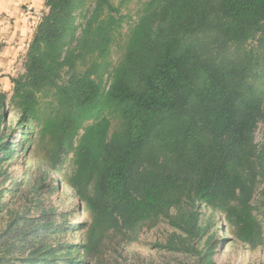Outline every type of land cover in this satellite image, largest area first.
Segmentation results:
<instances>
[{"label":"trees","instance_id":"trees-1","mask_svg":"<svg viewBox=\"0 0 264 264\" xmlns=\"http://www.w3.org/2000/svg\"><path fill=\"white\" fill-rule=\"evenodd\" d=\"M131 1L94 0L89 11L87 0H45L25 71L0 93V205L5 164L18 146H36L37 188L58 190L71 156L61 181L90 217L77 244L64 240L71 225L53 210L15 219L9 234L39 243L27 262L109 264L111 244L123 257L167 222L162 249L214 264V249L203 253L178 231L201 237L215 218L251 248L264 246L255 204L258 195L264 204V137L255 140L264 127V0H148L116 63Z\"/></svg>","mask_w":264,"mask_h":264},{"label":"rangeland","instance_id":"rangeland-1","mask_svg":"<svg viewBox=\"0 0 264 264\" xmlns=\"http://www.w3.org/2000/svg\"><path fill=\"white\" fill-rule=\"evenodd\" d=\"M5 1L7 6L8 1ZM5 1H0V25L2 22L7 24L16 21L13 14L11 15L3 10L2 7H4ZM41 1L20 4V7L29 16L40 17L39 19H41L47 11L44 0ZM119 1L113 0V3L118 5ZM147 1L132 0L123 7L121 12L125 17V21L120 34L117 35V43L113 47L112 57L114 62L117 63L121 58L128 33L136 23L143 4ZM1 2H3L2 5ZM93 8L94 0H87L85 9L92 11ZM34 11H37V14ZM83 21V19H79L80 23ZM33 30L31 28L25 34L20 35L21 39L18 42H9L8 40L6 42L5 39H0V51H11L13 55L18 53L13 59L11 57L7 58L8 56H0V92L9 89L7 82L11 77H17L25 71V55L32 40ZM18 37L19 34L15 36L16 41ZM15 120L16 118L11 116L13 126H15ZM263 137L264 127L263 124H259L255 133L256 143H262ZM31 148L29 151H23L18 146L16 149L17 154L5 164L10 177L3 186L5 196L0 205V264H33L25 260L34 247L39 244L37 238L29 236L18 238L8 232L13 227L14 220L19 217L28 215L29 218H35L42 210L49 213L53 210L52 213L57 216L59 221L67 219L71 225V233L69 234L71 236H66L64 240L76 244L82 240L83 225L90 222L88 214L78 209L77 202L72 198V191L66 188L65 183L61 181L62 177L72 172L71 156L67 157L63 167L57 171L60 188L51 193L50 184L43 191L37 188L42 187L40 176L44 162L40 159L43 155L40 150L35 151L36 146H31ZM55 179L52 176L47 179V182L57 184ZM255 204L256 214L264 226V204L259 195L255 198ZM208 218L209 212L202 211L201 221L208 223ZM23 223L24 220H21L13 230L14 234L19 233ZM211 223L213 224L201 237H188V234L182 231H178V233L186 237L187 245H192L203 253L214 249V264H264V246L251 248L237 239L226 223L216 218L211 220ZM172 233L173 228L167 222H161L156 228L144 231L138 241L126 245L123 257L117 255L118 245L111 244L110 253L112 257H109V264H198L197 258L192 253L170 252L158 245L166 243ZM10 244L12 245L10 246ZM9 246L10 249L7 250Z\"/></svg>","mask_w":264,"mask_h":264},{"label":"crops","instance_id":"crops-1","mask_svg":"<svg viewBox=\"0 0 264 264\" xmlns=\"http://www.w3.org/2000/svg\"><path fill=\"white\" fill-rule=\"evenodd\" d=\"M0 1H5V0H0ZM7 6H6V1H5V5L3 8V10L9 14H13L14 19H16V21L14 20V23H1L0 27V39H5L6 42H18V40H20V35L25 34L28 30H30L32 28V30L36 28L38 22H39V18L36 17H32L29 16L28 14L24 13L23 10L20 7V4H25V3H35L36 1L38 2H42L41 0H7ZM3 2H1L2 5ZM44 5H45V0H44ZM34 13L37 14V11H34ZM33 30V31H34ZM34 33V32H33ZM19 34V37L17 39V41L15 40V36ZM33 36V34L31 35V37ZM8 40V41H7ZM22 42V41H21ZM18 54V53H17ZM16 54V55H17ZM16 55H13L10 52H8L7 50H1L0 51V56L2 57H11L12 59L15 58ZM10 74V73H9ZM13 76V75H12ZM7 85L9 87L8 90L6 91H2V92H6V93H11L12 91V83L9 80V82H7ZM1 93V92H0Z\"/></svg>","mask_w":264,"mask_h":264}]
</instances>
